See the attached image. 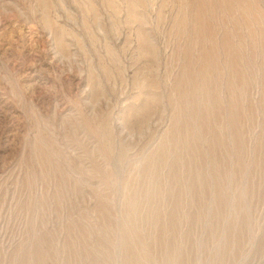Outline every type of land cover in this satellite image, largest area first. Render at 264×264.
I'll return each instance as SVG.
<instances>
[{
  "label": "rangeland",
  "instance_id": "obj_1",
  "mask_svg": "<svg viewBox=\"0 0 264 264\" xmlns=\"http://www.w3.org/2000/svg\"><path fill=\"white\" fill-rule=\"evenodd\" d=\"M0 264H264V0H0Z\"/></svg>",
  "mask_w": 264,
  "mask_h": 264
}]
</instances>
